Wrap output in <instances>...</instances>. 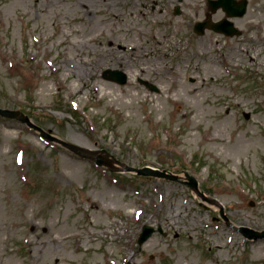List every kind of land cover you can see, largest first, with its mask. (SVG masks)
Returning <instances> with one entry per match:
<instances>
[{
  "label": "rangeland",
  "instance_id": "rangeland-1",
  "mask_svg": "<svg viewBox=\"0 0 264 264\" xmlns=\"http://www.w3.org/2000/svg\"><path fill=\"white\" fill-rule=\"evenodd\" d=\"M248 2L227 36L194 31L207 0H0V107L128 165L189 170L231 222L264 230V0ZM144 224L164 233L140 245ZM260 247L186 184L0 117V264H264Z\"/></svg>",
  "mask_w": 264,
  "mask_h": 264
},
{
  "label": "water",
  "instance_id": "water-1",
  "mask_svg": "<svg viewBox=\"0 0 264 264\" xmlns=\"http://www.w3.org/2000/svg\"><path fill=\"white\" fill-rule=\"evenodd\" d=\"M210 4L213 5V9L215 10V7L216 5H219V4H223L225 9L228 11V13L230 15H243L246 11V8H247V0H242L240 3H235L234 0H219V1H210ZM206 26H209V27H212L214 29H217V30H223L227 33H233L234 31L231 30V22L229 23V21L227 20H224L220 23H209V22H203V23H198L196 25V30L200 31V32H203L204 31V27ZM104 75L108 78H111V79H114V80H117L119 82H126L127 80V75L123 72V71H120V70H106L104 72ZM154 89H157L155 86H152ZM19 119L27 122L30 126L40 130L42 132L43 135L47 136L48 138L50 139H53V140H56V141H59L61 142L62 144H64L65 146L69 147L70 149L74 150L75 152L81 154V155H84V156H89V157H93V158H96L97 159V162L101 163V164H106V165H109L111 166L113 169H119V168H116L113 164V160L107 158L106 156H103V155H98L97 156L95 155L96 152H93L91 150H88V149H85V148H82L76 144H71V143H68L66 141H63L61 140L60 138L54 136V135H51L49 134L48 132H46L45 130H43L41 127H39L38 125H35L31 120L30 118H28L26 115H24L23 113L20 114L19 112ZM123 165V170H135L134 167H131V166H128V165ZM139 173L141 174H153V175H158V176H166V177H169V178H172V179H177V176H173V175H170V174H167L165 171H161V170H158V169H154V168H151V167H146L144 169H136ZM188 178H189V181H188V184L194 188L201 196H203L204 198L208 199L207 197L204 196L203 193H201L198 189V181L195 177L193 176H190L189 173H186ZM211 201H215L213 199H209ZM154 228L151 227V226H145L144 227V232L141 234L140 236V242H144L150 235L151 233L153 232ZM241 230L243 232H245L247 235L249 236H252V237H262L264 236V232H256L254 230H251L249 228H241Z\"/></svg>",
  "mask_w": 264,
  "mask_h": 264
},
{
  "label": "bare ground",
  "instance_id": "bare-ground-1",
  "mask_svg": "<svg viewBox=\"0 0 264 264\" xmlns=\"http://www.w3.org/2000/svg\"><path fill=\"white\" fill-rule=\"evenodd\" d=\"M252 21H253V22H256V23L259 22L257 19H256L255 21H254V20H252ZM240 23H241V22L239 21L238 24L240 25ZM134 48H135V47H134ZM252 59H253V58H252ZM103 85H104V84L102 83V85L99 84V86H98V87L101 89V92H103V91L105 92V90H106V89H105V86H103ZM178 100H179V98H173V102H174V103L179 102ZM256 256H257V257H260V258L264 257V252H263L262 247L259 248V250H258Z\"/></svg>",
  "mask_w": 264,
  "mask_h": 264
}]
</instances>
